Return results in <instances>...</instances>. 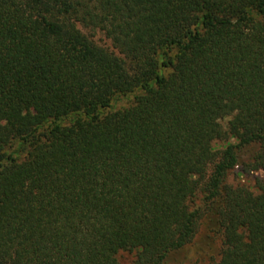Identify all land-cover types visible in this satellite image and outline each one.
I'll list each match as a JSON object with an SVG mask.
<instances>
[{"label":"trees","instance_id":"obj_1","mask_svg":"<svg viewBox=\"0 0 264 264\" xmlns=\"http://www.w3.org/2000/svg\"><path fill=\"white\" fill-rule=\"evenodd\" d=\"M239 146L264 170V0H0V264H183L207 216L210 264H264Z\"/></svg>","mask_w":264,"mask_h":264},{"label":"rangeland","instance_id":"obj_2","mask_svg":"<svg viewBox=\"0 0 264 264\" xmlns=\"http://www.w3.org/2000/svg\"><path fill=\"white\" fill-rule=\"evenodd\" d=\"M95 39L106 46H110V41L103 34H95ZM126 99H128L126 97ZM126 99L122 98L118 103L125 104ZM230 117L221 119L222 124L227 127ZM238 140L234 137L216 140L213 143L214 148L223 149L229 143L236 144ZM256 146L238 147V165L232 168L228 175L227 181L232 184H245L253 190H256L257 180L264 177V170H250L251 158L254 154ZM212 216L203 217L199 232L193 242L182 248L179 252L171 257L172 262H180L183 264H210L217 260L220 256L222 248V233L218 226L213 222ZM134 255L129 251H123L118 254V264H130ZM170 261V262H171ZM170 264V263H167Z\"/></svg>","mask_w":264,"mask_h":264}]
</instances>
